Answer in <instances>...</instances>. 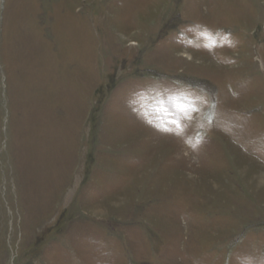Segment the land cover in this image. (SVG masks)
Segmentation results:
<instances>
[{
	"label": "rangeland",
	"instance_id": "rangeland-1",
	"mask_svg": "<svg viewBox=\"0 0 264 264\" xmlns=\"http://www.w3.org/2000/svg\"><path fill=\"white\" fill-rule=\"evenodd\" d=\"M0 264H264V0H0Z\"/></svg>",
	"mask_w": 264,
	"mask_h": 264
},
{
	"label": "snow or ice",
	"instance_id": "snow-or-ice-1",
	"mask_svg": "<svg viewBox=\"0 0 264 264\" xmlns=\"http://www.w3.org/2000/svg\"><path fill=\"white\" fill-rule=\"evenodd\" d=\"M188 107H191V108H193V110H194V106H188ZM181 110L182 111H184L185 109L183 108V106L181 107ZM173 123H175L176 125H177V127L179 128L180 127V125H179V122L178 121H173ZM163 130H165V131H168V129H163Z\"/></svg>",
	"mask_w": 264,
	"mask_h": 264
}]
</instances>
